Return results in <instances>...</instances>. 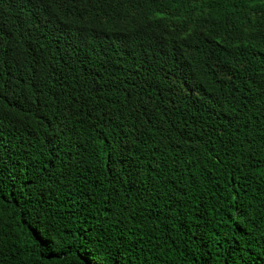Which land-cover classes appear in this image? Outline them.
Segmentation results:
<instances>
[{
  "label": "trees",
  "instance_id": "trees-1",
  "mask_svg": "<svg viewBox=\"0 0 264 264\" xmlns=\"http://www.w3.org/2000/svg\"><path fill=\"white\" fill-rule=\"evenodd\" d=\"M188 1L213 16L264 22V0L249 10L238 0ZM40 3L0 0V264H264V86L237 87L247 74L241 56L229 63L208 49L206 73L168 81L175 26L163 23L135 68L116 62L117 78L95 79L53 42L75 17L39 24ZM39 49L48 71L54 62L81 69L78 90L109 101L125 139L99 137V102L21 72L25 54ZM187 65L194 70V59ZM194 82L202 88L189 95ZM260 92L262 122L256 114L248 122L238 101ZM214 104L232 117L207 112Z\"/></svg>",
  "mask_w": 264,
  "mask_h": 264
},
{
  "label": "clouds",
  "instance_id": "clouds-1",
  "mask_svg": "<svg viewBox=\"0 0 264 264\" xmlns=\"http://www.w3.org/2000/svg\"><path fill=\"white\" fill-rule=\"evenodd\" d=\"M57 6L53 13L52 6L47 0H41L34 11V16L39 17L37 22L58 24L67 22L62 14L67 12L75 17L69 28L61 32L60 41L53 39L56 45H62L72 59L86 65L88 75L95 79L102 75L110 79L117 78L119 62L125 69L135 68L139 55L147 49L152 42L159 26L163 23L174 25L175 31L166 45L164 67L166 78L178 76L190 80L195 72L204 74L207 72L202 63L203 53L211 50L220 54L229 63L241 56L247 64L246 78L243 77L237 87L242 89L254 84L263 89L264 83L260 82L262 73L255 68L264 69V22L252 18V13H243L236 16L234 13H225L222 16H213L205 13L188 0H50ZM245 9H251L258 0H238ZM107 11L111 16H100ZM134 16L133 24H131ZM144 27V28H143ZM135 30H140L130 34ZM143 35V40L137 37ZM58 38V37H57ZM86 47L87 51L81 59L79 49ZM42 49V48H41ZM34 54L26 53L25 65L19 63L22 73L25 71L38 73L46 83L51 80L56 89L63 93L71 90L83 94L81 98L93 103L99 102L103 108L98 113L96 128L100 138L125 139L121 126L116 122L109 107V101L93 96V93L85 97L81 87V69L72 62L65 65L55 63L51 71L45 69L44 61ZM87 53L91 54L94 64L91 65ZM190 58L195 61V69L192 70L187 62ZM212 72H217L212 67ZM201 83H192L189 86V95L195 94ZM258 93L245 101H238L242 112L250 121L256 114L262 122V118L254 104ZM35 110H41L32 100L33 94L27 93ZM218 93L211 96L210 101L218 100ZM239 100V98H237ZM251 105V106H250ZM249 106L251 107L249 109ZM209 113L223 112L232 117V111L226 110L223 105L209 106ZM126 115L122 122H127ZM110 127L115 130L113 136L100 134L102 129ZM38 133L31 132L30 137L35 138Z\"/></svg>",
  "mask_w": 264,
  "mask_h": 264
}]
</instances>
